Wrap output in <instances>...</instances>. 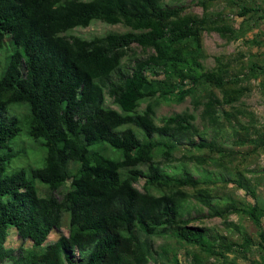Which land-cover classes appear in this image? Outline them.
<instances>
[{"label":"trees","instance_id":"obj_1","mask_svg":"<svg viewBox=\"0 0 264 264\" xmlns=\"http://www.w3.org/2000/svg\"><path fill=\"white\" fill-rule=\"evenodd\" d=\"M220 1L198 0L199 15L182 6L163 7L161 0H0V48L8 37L18 49L0 77L1 263L148 264L157 257L162 264H183L168 243L160 253L154 247V238H166L192 247L186 255L193 264L210 258L233 264L227 255L234 248L249 250L251 241L245 234L238 242L192 225L184 214L193 200L208 218L250 219L264 264V201L245 167L247 155L264 152V135L238 119L250 113L234 108L250 91V79L259 78L264 87V55L215 57L211 69L202 63L204 33L226 42L246 33V24L236 29L229 22L228 8L238 7L244 19L262 17L243 0H223V10L210 11ZM95 21L127 30L90 39L68 35ZM248 44L261 45L258 38ZM106 96L117 110L105 107ZM185 96L191 97L192 112L156 123L162 102ZM13 104L25 106L26 114H12ZM20 123L28 137L43 141L44 164L31 169L30 177L46 186L47 196H38L24 169L7 174L15 157L9 144ZM247 145V153L237 149ZM173 162L177 172L164 170ZM186 164L233 174L234 189L254 203L221 195L216 187L228 180L193 178ZM61 189L58 199L54 193ZM64 215L67 235L46 244L62 228ZM9 228L31 247L6 248Z\"/></svg>","mask_w":264,"mask_h":264},{"label":"rangeland","instance_id":"obj_2","mask_svg":"<svg viewBox=\"0 0 264 264\" xmlns=\"http://www.w3.org/2000/svg\"><path fill=\"white\" fill-rule=\"evenodd\" d=\"M198 0H161L163 7H185L188 11L195 12L197 14L202 13V9L197 5ZM252 7H258L260 10L258 15L262 18H257L256 15L253 18L244 19L237 15L238 7L228 8V18L229 22L234 28L238 29L241 25L247 29L244 36L240 37L238 40L226 42L217 33H204L203 34V49L207 54V58L202 61L206 69H211L215 65V57H238V54L242 53L244 55V60H248L249 56L262 54L264 55V0H243ZM227 6V2L220 1L218 5L211 8L210 11H220ZM227 10V9H226ZM249 26V27H248ZM249 28V29H248ZM127 29L121 25L110 26L102 22L95 21L92 22L86 28H75L68 32V35L79 36L85 39H90L94 36H104L107 33H122ZM258 38L261 45H250L249 41ZM8 37L4 39V43L0 48V77L4 73L9 56L16 50V46L12 41H8ZM140 51L137 50V54ZM141 54V53H140ZM127 61L124 59L123 64L125 65ZM246 84L245 82L243 83ZM261 84L259 78L250 79L248 82V87L250 91L243 96L239 102L234 104V108L242 109L247 113H250L251 117L245 115H238V119L242 123L250 124L253 126L254 131L257 134L264 135V87ZM19 104L11 105L12 114H16L18 117H22L26 114L27 110L25 106H18ZM105 107L112 109H118L112 101L106 96ZM145 107V103L141 104L140 110ZM193 104L191 97L185 96L183 99L176 100L174 102H162L161 105L156 108V123L158 119L163 116H170L173 114L181 113L185 110L192 112ZM227 109V108H226ZM196 120L195 124L201 129V122L199 120V111L195 112ZM21 131L19 135L11 140L9 147L15 154V157L10 162L7 168V174H11L18 169H24L30 180L33 181L37 194L39 197L47 196L49 194L46 186L42 184L37 179H32L30 177V170L34 168H40L44 164L45 149L42 145V140H34L27 136L25 123H20ZM209 134L208 136H211ZM257 136V135H256ZM228 139V136H225ZM223 140L222 143L227 147H232L230 140ZM194 142L198 141V138H194ZM185 147V146H184ZM242 153H247L250 151L251 146L247 145L242 148H237ZM176 157L180 156V153L175 154ZM164 164V170L172 173L176 171L178 163L173 162L171 164ZM245 167L251 172L246 173V177L251 180L252 185L256 189V195L258 200L264 201V152L259 150L257 154L251 156L250 154L246 157ZM185 169L193 178H200L202 175L208 174L212 179L224 178L227 181L226 186L223 188V183L217 185V189L221 195L230 196L233 200L244 204H253L254 200L247 195L244 190L234 189L233 182H229L234 179V175H226L224 172H218L212 168L196 167L192 164H186ZM143 180L141 179L137 184V188L141 189ZM68 185V184H67ZM61 192H55L54 195L60 199ZM155 193V192H154ZM186 206L189 208V214L185 213V217H189L193 220L192 225L198 227H205L210 230L213 235L217 237L221 235L228 236L234 241H242L243 235L251 241L250 249L247 251H241L240 248H234L227 256L233 264H262L261 263V253L258 251L256 246L258 242V229L253 225L250 219L238 214H232L228 217L226 221L220 218H208L207 209L200 205L195 204L193 200L188 201ZM235 227H238L236 229ZM261 228L264 230V218L262 219ZM68 233V218L66 215L62 219V228L59 231H53L50 233L46 244L54 242L60 235H67ZM154 247L160 253L161 246L164 244H169L178 253L180 260L183 264H193L191 261V254L186 255V252L193 251L192 247L177 245L174 240L166 238H154ZM22 246L23 248H30L31 244L28 241L22 242L17 236L13 228H9L8 237L5 243L6 248L14 249ZM219 264L215 262L213 258L207 260L205 264ZM0 264H10L8 261H4ZM148 264H162L161 259L156 257V260H151Z\"/></svg>","mask_w":264,"mask_h":264}]
</instances>
